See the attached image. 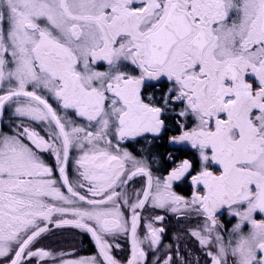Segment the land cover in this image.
Instances as JSON below:
<instances>
[{
  "label": "snow or ice",
  "instance_id": "6c2138e0",
  "mask_svg": "<svg viewBox=\"0 0 264 264\" xmlns=\"http://www.w3.org/2000/svg\"><path fill=\"white\" fill-rule=\"evenodd\" d=\"M8 108L18 123L0 132V264H55L36 246L51 227L98 249L60 264H119L108 238L121 236L127 264H148L166 232L156 215L140 237L149 207L202 218L188 231L206 264H264V0H0V115ZM176 129L168 143L195 150V174L184 159L154 178L148 157L121 147ZM189 176L191 196L177 194ZM166 247L152 264H191L190 250Z\"/></svg>",
  "mask_w": 264,
  "mask_h": 264
},
{
  "label": "rangeland",
  "instance_id": "374dc122",
  "mask_svg": "<svg viewBox=\"0 0 264 264\" xmlns=\"http://www.w3.org/2000/svg\"><path fill=\"white\" fill-rule=\"evenodd\" d=\"M11 108L7 109V112L4 116V112L1 115L0 118V132H3L5 134H11V130L14 127L18 121L15 118L9 119L11 116ZM27 123V121H25ZM36 130L41 133V135H46V133L43 130L42 126H35ZM47 153H44L45 155ZM73 154H75V159L79 156L80 153L73 151ZM49 155V154H48ZM52 157V156H51ZM53 158V157H52ZM45 162L55 169V166H52L48 160L44 157ZM54 162L55 159L53 158ZM55 174V173H54ZM159 177L158 175H155V178ZM139 179V180H137ZM163 179V177H161ZM146 182V178L141 176L137 177L130 185H129V190L130 191H135L136 189H140L144 186ZM174 190V189H173ZM176 192V191H175ZM177 193V192H176ZM179 194V193H177ZM156 215H164L165 220L163 222H154L156 227H163L166 229V232L162 236V243L159 246V252L155 254H149L148 256V264H152V261L156 258L157 255L163 256L165 253L169 251V248L166 247L168 245L171 246V250L174 252L177 247H179L180 251L187 257L188 251L190 250L192 255H191V264H197V258L199 257V264H206V257L204 256L203 252L200 249V246L198 242L195 240V238L191 237L189 234V229L197 227V224L202 223V220L200 219L198 222L195 223V225L189 226V220L187 219H180L182 224L184 223L187 225L185 227V230L181 232L178 236L174 237L172 240L167 241L169 237L173 236V233H168V231L172 232L171 229H168L167 227V218L170 217V220L173 224H177V218L173 216L172 214H165L162 210L155 209L153 210L152 208H147L141 213V222H140V227L138 230V234L140 235L141 238H143V235L146 231L144 225L151 219L152 217ZM184 222V223H183ZM233 225H230L228 230H231ZM64 229H67L66 227L63 228H55L51 227V232L46 233L42 239H40L39 243L36 245L38 248L45 249L49 252H51L54 256L57 257L55 264H60L61 260L65 261H77L82 258H89L93 256L98 255V249L96 248V251L93 254H88L85 256H76L75 254H79L81 247H78V239H77V234H66ZM71 229V228H70ZM76 229V228H72ZM79 230V229H76ZM65 235L62 238L56 237L57 235ZM78 234H83L81 231ZM90 235V234H89ZM225 238L227 239V233L225 234ZM110 243H112V249H111V254L113 257L119 262V264H127V260L130 258L131 255V244L130 240L126 237H118L117 240H112L111 237L108 238ZM167 241V242H165ZM56 242L58 243V246H56ZM119 243L120 247L116 248L115 244ZM93 244H95L93 242ZM82 245V244H81ZM128 247V253L125 252V248ZM145 249L148 248V245L145 244L143 245ZM127 254V255H125ZM151 255V256H150ZM126 256V257H125ZM35 264V262H34ZM43 264H53V261L50 259H47L43 262Z\"/></svg>",
  "mask_w": 264,
  "mask_h": 264
},
{
  "label": "flooded vegetation",
  "instance_id": "af4514ba",
  "mask_svg": "<svg viewBox=\"0 0 264 264\" xmlns=\"http://www.w3.org/2000/svg\"><path fill=\"white\" fill-rule=\"evenodd\" d=\"M106 65L101 64L98 70H104ZM167 87L166 83H162L160 85L161 90L165 89ZM178 129L175 131H168L165 132L163 137L160 140H153L151 134H145L146 138H137L138 142H133V141H125L121 147L124 150H127L131 152L134 156L137 158L141 157H148L149 159V164L154 165L158 163H164L165 160L168 161H174L177 160L176 166L183 161L184 159H188L190 162L193 163V173L195 174L196 171L199 169V162H198V154L195 152V150L191 149L190 146H176L173 148V146L169 145L168 140L172 135H175L178 133ZM151 143V147L149 148V144ZM171 153L173 159H169V154ZM152 157H155L153 160ZM182 158V160H181ZM175 166V167H176ZM160 167V166H159ZM172 167L169 169L171 171L173 168ZM168 171V172H169ZM167 172V173H168ZM153 176H155L154 173H152ZM164 178V176H163ZM190 179L191 177L189 176L187 179H185L182 183H177L174 185L178 186L180 189H183L185 193H188L187 196L182 195L179 193V195H182L184 197H190L193 191V188L190 184ZM256 219H264V216H261L259 214L256 215ZM193 223L195 225L196 222L199 220L192 219ZM202 220V218H201ZM222 222L226 224V228L228 230L230 225H234L236 223V220L229 219L227 216V213L224 214V216L221 218ZM242 231L244 233H247L249 231V226H243ZM227 233L225 231L224 235ZM226 236V235H225ZM95 245V244H94ZM96 247V245H95Z\"/></svg>",
  "mask_w": 264,
  "mask_h": 264
},
{
  "label": "trees",
  "instance_id": "16d2710c",
  "mask_svg": "<svg viewBox=\"0 0 264 264\" xmlns=\"http://www.w3.org/2000/svg\"><path fill=\"white\" fill-rule=\"evenodd\" d=\"M6 112H7V109L4 111V116H5ZM44 157L48 160V162L52 166H55V162L50 155L45 154ZM72 160H73V162L75 161V154H73V153H72ZM181 160H182V158H181ZM176 162H177V160H174V161L165 160L164 163H158V164L156 163L154 165L150 164V168H151L152 173L160 176V178H161L169 171L170 168L176 166L175 165ZM70 171H71V167H70ZM55 175L58 176V172H55ZM153 177L155 178V176H153ZM137 180H139V179H137ZM174 191H176L177 193H180L182 195H185V196L188 195V193H185L183 191V189H180L178 186L174 187ZM166 223H167L166 225H167L168 229L172 230V232L168 231V233H173V236L169 237V239L167 241H170L174 237L181 234V232L183 230H185V227L187 226L184 222H183L184 223V225H183L181 220L177 221V224H173L170 220V217L167 218ZM192 225H194L193 220H189V226H192ZM66 228L67 229H64L66 234H77V239H78V244H79L78 247H81V250H80L79 254H75L76 256H85L88 254H93L96 251L95 245L93 244L94 241L92 240V238L89 234L84 233V232H83V234H78L81 232V230L72 229L73 227H66ZM63 236H65V235L64 234L63 235H57L56 237L62 238ZM167 241H165V242H167ZM58 243L59 242L55 243L56 246H58ZM59 245H60V243H59ZM125 252L128 253V247L125 248ZM125 255H127V254H125Z\"/></svg>",
  "mask_w": 264,
  "mask_h": 264
},
{
  "label": "water",
  "instance_id": "95a60500",
  "mask_svg": "<svg viewBox=\"0 0 264 264\" xmlns=\"http://www.w3.org/2000/svg\"><path fill=\"white\" fill-rule=\"evenodd\" d=\"M0 117H1V115H0ZM169 172H170V171H169ZM169 172H168V173H169ZM168 173H166V174L164 175V177H166ZM177 183H179V182H177ZM177 183H175V184H177ZM175 184H174V185H175Z\"/></svg>",
  "mask_w": 264,
  "mask_h": 264
}]
</instances>
